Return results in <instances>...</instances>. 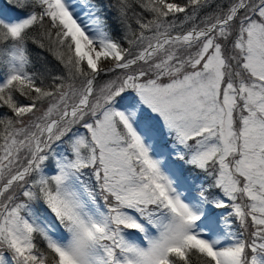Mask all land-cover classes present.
<instances>
[{
	"label": "snow or ice",
	"instance_id": "1",
	"mask_svg": "<svg viewBox=\"0 0 264 264\" xmlns=\"http://www.w3.org/2000/svg\"><path fill=\"white\" fill-rule=\"evenodd\" d=\"M0 264H264V0H0Z\"/></svg>",
	"mask_w": 264,
	"mask_h": 264
},
{
	"label": "rangeland",
	"instance_id": "2",
	"mask_svg": "<svg viewBox=\"0 0 264 264\" xmlns=\"http://www.w3.org/2000/svg\"><path fill=\"white\" fill-rule=\"evenodd\" d=\"M189 173H191L192 175L196 176L197 178H199L202 175V174H199V173L195 172V170L194 169H191V168H190L189 171H186L185 170V174H189Z\"/></svg>",
	"mask_w": 264,
	"mask_h": 264
},
{
	"label": "trees",
	"instance_id": "3",
	"mask_svg": "<svg viewBox=\"0 0 264 264\" xmlns=\"http://www.w3.org/2000/svg\"><path fill=\"white\" fill-rule=\"evenodd\" d=\"M49 59H50V58H49ZM185 170H186V171H189V170H190V168H188V169H187V168H185Z\"/></svg>",
	"mask_w": 264,
	"mask_h": 264
}]
</instances>
